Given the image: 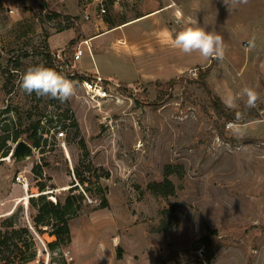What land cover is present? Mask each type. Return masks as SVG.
I'll return each instance as SVG.
<instances>
[{
    "label": "rangeland",
    "instance_id": "374dc122",
    "mask_svg": "<svg viewBox=\"0 0 264 264\" xmlns=\"http://www.w3.org/2000/svg\"><path fill=\"white\" fill-rule=\"evenodd\" d=\"M228 2L104 0L100 13L99 0H0V150L10 148L6 156L0 151V218L14 215L16 226L29 228L36 255L26 264H264V0ZM191 20L224 37L222 61L174 47L175 34ZM96 34L102 35L90 38ZM77 48L83 53L74 61ZM45 54L60 56L65 77L98 73L110 97L90 100L71 77L76 95L67 102L21 91L18 74L47 66ZM206 67V85L226 109L246 106V97L226 106L229 91L252 87L259 116L245 123L217 116L197 82ZM37 120L34 147L26 140L31 127L22 131ZM17 132L16 142L33 148L23 162L9 157L16 142L3 145ZM99 168L108 177L96 183L89 175ZM76 172L90 179V192ZM164 178L174 195L150 190ZM38 182L45 186L40 193ZM98 185L106 208L94 209ZM72 186L84 194L86 209L69 220L70 242L51 251L33 227L28 200L62 199ZM171 207L162 230V210Z\"/></svg>",
    "mask_w": 264,
    "mask_h": 264
},
{
    "label": "trees",
    "instance_id": "16d2710c",
    "mask_svg": "<svg viewBox=\"0 0 264 264\" xmlns=\"http://www.w3.org/2000/svg\"><path fill=\"white\" fill-rule=\"evenodd\" d=\"M45 4L41 2L38 6V11L41 13L44 10ZM136 16L135 18H139ZM127 21H122L121 24L126 23ZM120 24V25H121ZM115 25L111 26L113 28ZM45 63L47 67L54 68L60 73L61 66L58 60L57 64L55 59L51 58L48 54H45ZM9 64H12L14 67L19 66L18 59H10ZM6 73L10 76L11 69L8 68ZM209 74V68L206 67L203 71L198 74V83L207 93L211 107L215 114L219 117H222L226 122H240L245 123L256 119L259 116L261 109L248 108L247 106H242L238 111H231L224 107L220 99L212 94L208 89L205 78ZM66 77H71L73 79H81V76L74 74L69 76L66 74ZM169 83L166 84L169 85ZM7 112V111H6ZM40 121L30 123L27 128H25L22 133H27V130L30 128L31 133H27L26 140L29 141L34 147H38L40 144V139L38 135ZM75 128L77 124L74 123ZM19 138V132L11 136H6L3 140V145L7 141L16 142ZM80 148L84 153V156L88 155L84 141L80 140ZM10 148L7 147L2 151V156H6ZM33 173L37 176L41 175L42 172L37 167L32 169ZM94 179V182L98 183L99 179L107 178L108 173L104 172L102 169L94 170L90 175ZM77 181L80 185L84 187V192H90V188L87 186L90 183V179L86 176L79 175L76 172ZM44 184L37 183L36 188L40 193L44 191ZM150 190L155 194L162 197L174 195V186L168 178H164L161 182L152 183L149 185ZM76 186H72L68 189L66 195L60 199L55 197L52 194H39L36 197L32 196L29 198L28 203L30 207L35 210V213L32 217V224L41 235H44V243L46 247L55 251L62 246H65L70 242V228L69 220L75 217L79 212L84 211L86 204L84 203V194L77 191ZM97 194L100 195V201L97 205L94 206V209H102L107 207V200L104 195V189L101 186H97ZM173 207L169 209L162 210V219L161 225L162 230H167L165 221L170 215H172ZM48 226L47 230H42L41 227ZM214 233V232H212ZM201 241L204 242L205 247V258L208 261L209 255V241L207 236H203ZM36 253V243L35 240L27 226H16V221L14 215H9L4 218H0V264H26L31 262L35 258ZM119 258L118 253L116 254Z\"/></svg>",
    "mask_w": 264,
    "mask_h": 264
},
{
    "label": "clouds",
    "instance_id": "9594fccd",
    "mask_svg": "<svg viewBox=\"0 0 264 264\" xmlns=\"http://www.w3.org/2000/svg\"><path fill=\"white\" fill-rule=\"evenodd\" d=\"M224 3L229 7L228 0ZM247 3V0H231V5ZM174 47L184 54L194 52L206 60L222 61L225 57L224 37L215 30L208 31L201 27L196 20L190 21V26L184 27L174 36ZM19 88L31 95L35 93L38 98H51L60 102H67L76 95V87L73 82L51 67L37 64L28 67L18 74ZM246 97L248 108L256 107L260 99L259 93L252 87H244L240 93L233 94L230 91L222 97L226 106L233 107L238 98Z\"/></svg>",
    "mask_w": 264,
    "mask_h": 264
},
{
    "label": "built area",
    "instance_id": "2783aa9c",
    "mask_svg": "<svg viewBox=\"0 0 264 264\" xmlns=\"http://www.w3.org/2000/svg\"><path fill=\"white\" fill-rule=\"evenodd\" d=\"M104 0H99L101 3L99 12L104 13L105 8L104 5L102 4ZM10 13H12V10H9ZM86 19H88V16H85ZM83 51L81 48H77L73 54V60L77 61L80 59ZM57 60L60 58L59 55L53 56ZM81 81V86L83 87L85 93L89 97L90 100L93 101H101L105 100L110 97L106 89L103 87V79L99 76L98 73H94L93 76H88V75H83L80 79ZM19 180V178H18ZM19 182L23 185V187H26V183H24L22 180H19ZM66 255V254H65Z\"/></svg>",
    "mask_w": 264,
    "mask_h": 264
},
{
    "label": "water",
    "instance_id": "95a60500",
    "mask_svg": "<svg viewBox=\"0 0 264 264\" xmlns=\"http://www.w3.org/2000/svg\"><path fill=\"white\" fill-rule=\"evenodd\" d=\"M33 148L25 141H18L15 143L13 150L9 157L14 158L15 162H23L32 156Z\"/></svg>",
    "mask_w": 264,
    "mask_h": 264
},
{
    "label": "crops",
    "instance_id": "0c3cea01",
    "mask_svg": "<svg viewBox=\"0 0 264 264\" xmlns=\"http://www.w3.org/2000/svg\"><path fill=\"white\" fill-rule=\"evenodd\" d=\"M156 10H152V11H149L148 13H146V14H143V15H139L140 17H142V16H146V15H148V14H153L154 12H155ZM139 17V18H140ZM135 19H137V18H134V19H132L131 21H133V20H135ZM129 21H127L126 23H128ZM126 23H124V24H126ZM112 30V29H111ZM102 34H105V33H102ZM102 34H96V35H92L90 38H93V37H97V36H100V35H102ZM120 41H122V40H120ZM123 42V41H122ZM95 72H97V71H95ZM3 215H7V213L6 214H1V216H3Z\"/></svg>",
    "mask_w": 264,
    "mask_h": 264
}]
</instances>
